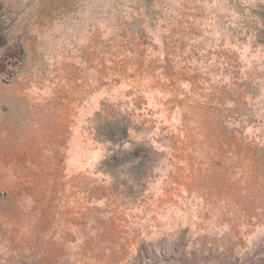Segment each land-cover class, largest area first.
Segmentation results:
<instances>
[{"label":"rangeland","instance_id":"rangeland-1","mask_svg":"<svg viewBox=\"0 0 264 264\" xmlns=\"http://www.w3.org/2000/svg\"><path fill=\"white\" fill-rule=\"evenodd\" d=\"M0 264H264V0H0Z\"/></svg>","mask_w":264,"mask_h":264}]
</instances>
